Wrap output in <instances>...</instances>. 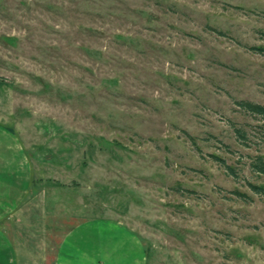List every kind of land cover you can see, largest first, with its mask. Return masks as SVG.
Here are the masks:
<instances>
[{"label":"rangeland","instance_id":"rangeland-1","mask_svg":"<svg viewBox=\"0 0 264 264\" xmlns=\"http://www.w3.org/2000/svg\"><path fill=\"white\" fill-rule=\"evenodd\" d=\"M239 100L264 105V0H0V123L34 177L21 264L93 216L149 264H264V115Z\"/></svg>","mask_w":264,"mask_h":264},{"label":"crops","instance_id":"crops-1","mask_svg":"<svg viewBox=\"0 0 264 264\" xmlns=\"http://www.w3.org/2000/svg\"><path fill=\"white\" fill-rule=\"evenodd\" d=\"M33 181L19 136L0 123V264H21L19 239L13 237L10 223L33 195ZM64 218H58V226ZM52 246L51 264H149L147 244L116 218L82 217L66 225Z\"/></svg>","mask_w":264,"mask_h":264},{"label":"trees","instance_id":"trees-1","mask_svg":"<svg viewBox=\"0 0 264 264\" xmlns=\"http://www.w3.org/2000/svg\"><path fill=\"white\" fill-rule=\"evenodd\" d=\"M239 104L244 106L245 108L249 109L250 111L257 112L261 115H264V105L258 102L250 101V100H239ZM239 132V129H236ZM253 167L256 170L264 172V160L261 156H257L256 160L252 162ZM228 168H230L228 166ZM253 188H258L255 184L252 185Z\"/></svg>","mask_w":264,"mask_h":264}]
</instances>
